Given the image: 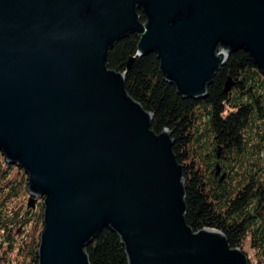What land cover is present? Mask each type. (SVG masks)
<instances>
[{"label": "water", "instance_id": "obj_1", "mask_svg": "<svg viewBox=\"0 0 264 264\" xmlns=\"http://www.w3.org/2000/svg\"><path fill=\"white\" fill-rule=\"evenodd\" d=\"M130 35L183 99H206L241 50L264 75V0H0V153L28 176V207L43 201L38 264H91L104 230L127 264H253L188 225L171 133L109 68Z\"/></svg>", "mask_w": 264, "mask_h": 264}, {"label": "trees", "instance_id": "obj_2", "mask_svg": "<svg viewBox=\"0 0 264 264\" xmlns=\"http://www.w3.org/2000/svg\"><path fill=\"white\" fill-rule=\"evenodd\" d=\"M138 42L135 35L118 42L110 51L109 68L126 75L128 94L154 116L152 129L157 134L165 130L171 133L174 153L184 167L188 225L195 231L223 232L232 248L242 249L249 240L264 259V186L260 179L264 178V75L241 50L232 54L215 76L206 99H183L163 80L156 54L138 56ZM229 80L233 87L226 92ZM201 123L203 129L197 127ZM209 150L211 154H207ZM221 150L229 155L226 162ZM1 158L0 252L3 233L11 227H28L38 217L36 228L40 233L44 228L42 199L37 201L36 210L28 207L22 215L12 211L11 219L4 213L18 189L29 192L28 177L24 185L15 184L10 176L18 167L9 165L2 153ZM217 165L225 175L229 170L228 179L225 176L222 180L224 174L216 175ZM40 235L28 249V259L34 264H38ZM86 251L91 264H127L120 239L108 230L102 231Z\"/></svg>", "mask_w": 264, "mask_h": 264}, {"label": "rangeland", "instance_id": "obj_3", "mask_svg": "<svg viewBox=\"0 0 264 264\" xmlns=\"http://www.w3.org/2000/svg\"><path fill=\"white\" fill-rule=\"evenodd\" d=\"M201 125L202 126L197 125V127L199 126L200 129L201 127L203 129V124L201 123ZM211 143L209 142L210 144L209 147H211L212 149ZM208 153L211 154L212 151L209 150L207 151V154ZM220 153H221V157L226 162L229 156L228 153H225L223 150H221ZM0 160L2 161V158ZM6 167L7 166L4 165V168ZM227 171H225L226 176L228 175ZM221 174H224V173H221ZM230 174H231V177H233L232 172H230ZM228 176H227V179H228ZM27 177L28 176H26L25 172L21 170V168H15V169L13 168L11 176H10V180L14 181L15 184L18 183L20 186V185H24V182ZM255 177L258 178V173H256ZM260 179L263 180V186H264V178L260 176ZM29 198L30 196L27 194L26 191L23 192L21 189H18L12 201L5 206L4 213L7 214V216H9L10 219L12 218L11 217L12 211H18L20 215L24 214L28 209ZM33 210H36V208ZM37 213H39V211H37ZM38 219L39 218L36 217L33 222L29 223L28 227H24V226L19 227V225H16L13 228L11 227L8 232L3 233V236H2L3 237V242H2L3 249L0 252V264H2L1 262H4L3 264H34L32 261V258L28 259L27 254L29 253L28 249L30 248V246L33 245L34 241H36L39 235L41 234L40 229L36 228L37 227L36 223ZM242 246L248 249L249 251H251L253 264H264V259H262L261 256L257 254V251L251 247L249 240L243 243Z\"/></svg>", "mask_w": 264, "mask_h": 264}]
</instances>
